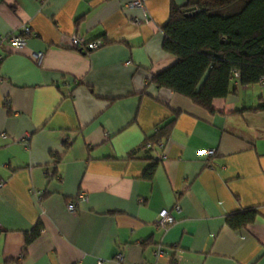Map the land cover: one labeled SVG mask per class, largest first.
I'll use <instances>...</instances> for the list:
<instances>
[{
    "label": "crops",
    "instance_id": "crops-1",
    "mask_svg": "<svg viewBox=\"0 0 264 264\" xmlns=\"http://www.w3.org/2000/svg\"><path fill=\"white\" fill-rule=\"evenodd\" d=\"M133 1L0 0V264H264V111L248 110L264 83L232 82L213 113L148 83L175 61L162 49L171 2L196 0ZM72 35L104 43L78 51ZM246 208L252 223L227 226Z\"/></svg>",
    "mask_w": 264,
    "mask_h": 264
},
{
    "label": "trees",
    "instance_id": "trees-1",
    "mask_svg": "<svg viewBox=\"0 0 264 264\" xmlns=\"http://www.w3.org/2000/svg\"><path fill=\"white\" fill-rule=\"evenodd\" d=\"M162 31V49L175 61L150 75L148 83L184 96L209 113L214 112L213 99L233 91L232 82L250 86L264 77V0H196L180 7L171 2ZM233 72L237 73L235 80ZM248 110L264 111V103ZM174 121L172 117L159 125L143 146L165 139ZM256 215L254 208H246L228 214L225 222L239 229L252 223ZM41 228L38 221L26 235L25 245Z\"/></svg>",
    "mask_w": 264,
    "mask_h": 264
},
{
    "label": "built area",
    "instance_id": "built-area-1",
    "mask_svg": "<svg viewBox=\"0 0 264 264\" xmlns=\"http://www.w3.org/2000/svg\"><path fill=\"white\" fill-rule=\"evenodd\" d=\"M129 5H135V6L141 7L142 2H141V0H136V1L130 2ZM144 20H146V16L144 17ZM28 34H30L29 27L26 26V25H23L20 28V33L19 34L10 35L9 37L6 38L7 43L9 44V46L14 51H19L25 45L26 35H28ZM70 41H71V44L74 47V49H76L78 51H83V49H85V50L96 49V48L100 47L104 43V41L101 40V39L100 40H96V41L86 42L83 39V37L78 36V35H72L71 38H70ZM42 56H43L42 52H36V53H33L32 58H33V60L35 61L36 64H40ZM236 77H237V73L233 72L232 80H235ZM259 83H261V84L264 83V77H262L259 80ZM5 138H6V133L0 132V139H5ZM27 139H28V135H25L18 142L26 144ZM205 155L207 157L213 155V149H207L205 151ZM3 184H4V181L0 178V188L3 186ZM33 194L35 196V199H36L37 203H40L42 198H43V192L41 190H34ZM85 199H86L85 193H80L77 196V200L69 202L67 204V208L69 210H74L77 201H82V200H85ZM174 209L178 210V206H175ZM173 222H174V217H173V215L170 212H168L165 209L160 210L158 212L156 223L161 229L165 230ZM163 254H164V251H163L162 247L159 246V245L153 251L154 259L159 258ZM115 259L121 260V255L117 254ZM101 262H102V259H99L97 261V264H100Z\"/></svg>",
    "mask_w": 264,
    "mask_h": 264
}]
</instances>
